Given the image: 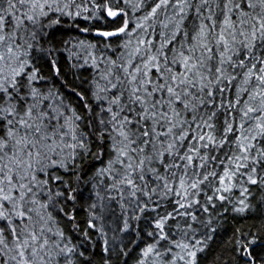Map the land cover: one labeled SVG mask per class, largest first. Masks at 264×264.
I'll return each mask as SVG.
<instances>
[{
	"label": "snow or ice",
	"instance_id": "obj_1",
	"mask_svg": "<svg viewBox=\"0 0 264 264\" xmlns=\"http://www.w3.org/2000/svg\"><path fill=\"white\" fill-rule=\"evenodd\" d=\"M0 264H264V0H0Z\"/></svg>",
	"mask_w": 264,
	"mask_h": 264
}]
</instances>
